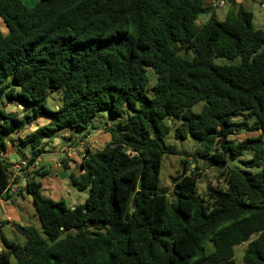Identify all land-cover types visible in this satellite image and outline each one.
Here are the masks:
<instances>
[{"label":"trees","instance_id":"1","mask_svg":"<svg viewBox=\"0 0 264 264\" xmlns=\"http://www.w3.org/2000/svg\"><path fill=\"white\" fill-rule=\"evenodd\" d=\"M208 1L0 0V193L11 135L47 121L20 140L34 164L59 132L92 134L100 112L121 121L69 176L82 204L45 198L47 172L26 181L41 230L16 227L26 242L5 241L1 264H236L246 244L243 264H264V30L242 6L220 21ZM173 128L224 187L201 196L187 157L172 197L161 190L164 158L180 154L165 143Z\"/></svg>","mask_w":264,"mask_h":264},{"label":"rangeland","instance_id":"2","mask_svg":"<svg viewBox=\"0 0 264 264\" xmlns=\"http://www.w3.org/2000/svg\"><path fill=\"white\" fill-rule=\"evenodd\" d=\"M33 1L34 0H24L27 6L28 5L33 6L34 5ZM216 1L217 0H214V2L212 4L210 3V5L215 6ZM245 3H247L246 5L247 7L246 6L244 7L246 8L249 7L254 15V19H253L254 28L258 30L259 29L264 30V7L261 6L262 4H264V0H247ZM234 5L235 4L229 2L222 8L216 6L217 16L220 21H223L228 13L234 12L235 10H237L236 8H238L239 6L236 7V5L235 6ZM207 19H208V16H203L200 18L199 23L200 24L205 23ZM216 63L226 64L228 63V61L225 59H217ZM148 73H149V76L151 77L152 82H154L156 80L155 74L151 70H149ZM61 105H62V96L58 93H50L48 103H47V106L49 107V109L54 110L60 107ZM204 105H205L204 103H198L197 105L193 107L192 111L195 113H200ZM17 110L20 111V109H18L15 106H11L9 108V111H17ZM18 113L21 115V113L23 112L20 111ZM120 122H121L120 119H118L117 117L107 112L106 113L100 112L91 121V127H94L95 131L100 130V128H105L106 126L116 128L120 124ZM38 123L41 126H43L47 124V121L39 120ZM33 129H35V125H33V127L28 132L31 133ZM89 130L92 133V135L91 137H87V138L85 137L87 135L86 132L79 131V130H73L74 138H79V137L84 138L83 139L84 142L78 140L76 141V143H73V145L65 147V149L63 148L64 145L61 146L60 152H59L61 153L60 157L69 159L68 162H71V161H74V157H76V160L80 159L82 155H84V153L86 152L87 148H92L93 150H96V148L102 149L104 145H106L111 140L110 136L106 133L95 132L92 128H90ZM57 136L59 138L58 139L56 138V141L60 143V141L63 139L61 137L63 136V133L59 132ZM250 136L251 134H241L238 136L236 135L235 139L243 140ZM8 138H11L12 140H15V141L17 140L16 135H11ZM8 138H6L5 141L9 140ZM67 138L69 137L64 136V140ZM69 140L67 139L65 141L67 142ZM165 143L170 146H175L177 150L180 152L179 155H170L164 158L163 167H162V171L160 175V188L161 190H164L165 192H167L169 196L172 197L175 182L179 180L180 176H182L181 174H183V166L181 165V163H182V160L186 159L187 157H188L187 159L190 161L192 165L191 167L192 173L198 174V177H199L198 178V192L201 196L206 195L209 185H211L212 187H224L223 180H221L222 177L220 175V171L217 166L216 167L208 166L203 161H200V160L196 161L197 159L192 157V155L196 154V151L198 149V143L196 140L192 138H189L185 141L177 140L174 136V128H173L170 134L165 138ZM17 144H19V141H17ZM27 151L30 152V148H28ZM73 153H75V155L73 156V158H70L68 154H73ZM197 165L199 166V168L195 167ZM233 167L239 169L241 172H244V173H254L256 171V170H245L242 166L238 165V162H235V164H233ZM23 207L25 209H23L22 213L24 214L26 220L29 222V225L40 231L41 230L40 222L38 220L36 222L34 221V215L36 214L34 212V208L29 204L23 205ZM92 224L94 223H89L88 225H92ZM23 241L24 240H22L20 243L22 244ZM246 245L237 247L235 249L236 250V264H243L242 258L244 255V250L246 248Z\"/></svg>","mask_w":264,"mask_h":264},{"label":"crops","instance_id":"3","mask_svg":"<svg viewBox=\"0 0 264 264\" xmlns=\"http://www.w3.org/2000/svg\"><path fill=\"white\" fill-rule=\"evenodd\" d=\"M246 1L247 0H236L235 5L236 7L242 6L246 11L252 13L249 7L246 8L247 7L246 6L247 3H245ZM213 2L214 0H210L208 1V4L210 5V3L212 4ZM11 106L17 107L15 104L13 105L9 104L7 106V111L9 113L17 114L19 116L24 115L23 113H21V115L18 113L21 110L9 111V108ZM38 121L31 124V126L27 131L23 132L20 135H16L17 136L16 141L12 140L11 138H8L9 140L5 141L7 142L5 158L7 160V164L9 165V167H11L13 164H16L18 162L27 161L31 166L32 170L27 175H24L22 179L16 180L13 184H11L10 182L9 185H12V187L15 188L12 192L5 191L3 193H0V257L3 254H6L7 251V248L5 246V241L20 245H23L26 242L25 237L22 236L17 231L16 227H31L29 225V222L26 220L24 214L22 213L23 209H25L23 205L26 204L31 205L34 208V212L36 213V207L33 202V199L25 190L26 181L27 180L31 181L32 179H34L35 172L40 170L41 173L42 172L48 173V176L40 180L42 183L41 193L45 198L52 199L54 201L65 200L70 207H75L76 205L82 204L84 200L87 198V194L79 193L78 191H76L75 188L71 186L69 180V176L71 174H74L75 176H78L80 174L81 164L82 161L84 160L83 158L84 156L82 155L80 159H77L78 161L76 160V157H74V161L68 162L69 159L60 157L61 153H59L61 146L64 145L63 148L65 149V147L73 145V143H76V141L78 140L84 142L82 138L80 137L73 138L72 133L67 131L63 133V136H61L63 139L61 138L62 140L60 141V143H58L56 141V138L58 139L59 137L56 135L50 141L48 140L46 141L47 145L43 149V154L41 155V157L38 158V160L34 164H30L31 151L28 152L27 151L28 148L23 147L20 144V140L26 137L30 133L28 131L33 127V125H35V129H33V131H35L37 128L41 126L38 123ZM95 132L104 133V131L102 130ZM91 135L92 134H89L87 135V137H91ZM64 136L69 137L67 139L70 140L66 142L65 140L67 139L64 140ZM17 141H19V144H17ZM90 150L92 152H96L99 151L100 149L96 148V150H93L92 148H90ZM74 155L75 153L68 154L70 158H73ZM65 164H67L68 170L65 169ZM37 220L38 217L36 213L34 215V221L36 222ZM22 240L24 241L21 244L20 242ZM10 262L11 264H14L15 260L12 258Z\"/></svg>","mask_w":264,"mask_h":264},{"label":"built area","instance_id":"4","mask_svg":"<svg viewBox=\"0 0 264 264\" xmlns=\"http://www.w3.org/2000/svg\"><path fill=\"white\" fill-rule=\"evenodd\" d=\"M229 2L230 0H217L215 4L216 6L222 8ZM262 7H264V5H262ZM31 170L32 168L27 161H21L16 164H13L8 169L11 184H13L16 180L22 179V177H24V175H27L29 172H31ZM14 189L15 188L12 187V185H9L6 191L12 192Z\"/></svg>","mask_w":264,"mask_h":264},{"label":"water","instance_id":"5","mask_svg":"<svg viewBox=\"0 0 264 264\" xmlns=\"http://www.w3.org/2000/svg\"><path fill=\"white\" fill-rule=\"evenodd\" d=\"M20 107L23 108V106H20ZM133 209L135 210L136 209V206H134Z\"/></svg>","mask_w":264,"mask_h":264}]
</instances>
